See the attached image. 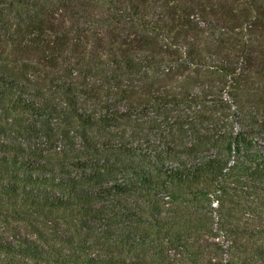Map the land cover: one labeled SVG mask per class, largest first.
<instances>
[{
    "label": "trees",
    "instance_id": "obj_1",
    "mask_svg": "<svg viewBox=\"0 0 264 264\" xmlns=\"http://www.w3.org/2000/svg\"><path fill=\"white\" fill-rule=\"evenodd\" d=\"M61 1L0 0V55L21 63L0 66V112L53 120L64 141L44 152L0 139V204L74 225L0 237V252L126 264L89 253L146 239L157 257L130 264H172L170 250L201 264L200 233L215 232L229 257L204 264H234L248 251L237 237L264 239V0H111L90 39Z\"/></svg>",
    "mask_w": 264,
    "mask_h": 264
},
{
    "label": "rangeland",
    "instance_id": "obj_2",
    "mask_svg": "<svg viewBox=\"0 0 264 264\" xmlns=\"http://www.w3.org/2000/svg\"><path fill=\"white\" fill-rule=\"evenodd\" d=\"M46 4L58 3L61 0H44ZM63 2V1H61ZM66 2V1H65ZM71 13H73L72 19H69L67 15L63 18L67 21V25L74 21L75 24H78L80 29V34L82 37H91V31L103 35L105 30L109 28L106 18L109 14V8L111 7V0H71ZM74 7V9H73ZM157 7V5H156ZM155 7V8H156ZM158 8V7H157ZM150 14L154 11L153 8L147 9ZM160 10V9H158ZM72 20V21H71ZM125 26H119V30L125 31ZM131 31V29H127ZM97 34V35H98ZM105 52V51H102ZM4 54L0 55V66L9 67L10 65L15 66V71H18L21 66V63H10ZM29 62V61H27ZM53 73V72H52ZM51 71H48L49 76L52 75ZM48 76V77H49ZM46 77V79L48 78ZM47 81V80H46ZM56 124L55 121L49 119H37L28 117L25 114L15 111L0 112V139H3L7 142L22 143V145L31 150H43L44 152H58L61 149L62 137H58L56 134ZM55 146H57L55 148ZM56 159V156H54ZM53 158L52 160L55 161ZM20 205H12L11 203L0 204V237L6 238L7 240L14 241L12 234L19 232L21 235L28 236L32 239L38 240L36 234L33 230L37 229H46L51 230L56 224H59L60 229L72 228L74 221L72 216L66 212L58 211L50 216H44L39 213H32L31 215H23L21 212L24 211ZM18 211V212H17ZM52 221H50V220ZM107 225V222L103 219L94 220L92 225V232H95L93 236H96L100 228H104ZM215 226V224H214ZM244 227L241 223L239 228ZM202 236L199 237V243L202 246V255L201 264H204L207 260L211 262L226 260L229 256L225 251L226 246L229 245V241L225 238H222L220 235H217L215 232L214 235H208L207 233H200ZM131 234L133 240L137 239L136 235ZM113 240H110L112 242ZM125 241V239H123ZM237 241L240 243L246 244L248 248L247 253L242 252V247L235 249L234 255L230 256L234 264H245L243 260L246 259L247 264H264V257L253 255L254 249L258 244L264 245V239H262L258 234H253L252 237L247 232L244 233L242 238L237 237ZM139 243L135 244V248L129 246L108 248L107 245L96 246L94 247L89 254L92 256H107L110 253L120 255L124 258L126 264H130L134 260L136 254L145 255L147 261H150V258H156L154 250H150L149 247H146V244H149L146 239L138 241ZM220 246L221 250L213 249L212 246ZM144 247L141 248V246ZM210 246V247H209ZM223 247V249H222ZM224 250V251H222ZM65 253H69L70 250L67 248L64 250ZM170 258H172V264H189L186 260L184 254H180L170 250ZM250 262V263H249ZM0 264H86L83 261L79 262H37L35 260L26 259L22 256L11 257L4 253L0 252Z\"/></svg>",
    "mask_w": 264,
    "mask_h": 264
}]
</instances>
